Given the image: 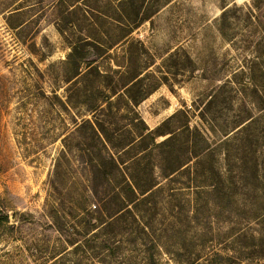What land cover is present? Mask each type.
<instances>
[{"label":"rangeland","instance_id":"374dc122","mask_svg":"<svg viewBox=\"0 0 264 264\" xmlns=\"http://www.w3.org/2000/svg\"><path fill=\"white\" fill-rule=\"evenodd\" d=\"M73 43L108 78L72 79ZM94 87L119 91L113 143L135 140L108 180L78 129L101 118ZM135 115L173 141L144 150ZM193 136L205 149L165 177ZM0 212V264H264V0H0Z\"/></svg>","mask_w":264,"mask_h":264},{"label":"trees","instance_id":"16d2710c","mask_svg":"<svg viewBox=\"0 0 264 264\" xmlns=\"http://www.w3.org/2000/svg\"><path fill=\"white\" fill-rule=\"evenodd\" d=\"M148 19L149 17L143 16L137 21L136 24L139 25ZM70 20L71 19L68 14H66L65 17L63 18V21H64L63 26L67 30H69V27L72 25ZM70 45L72 46L71 47L72 50L68 55L67 61L69 65L71 66L69 67V70L71 71L70 73H71L72 79L80 75V71H79L80 62H83L86 65L87 70L84 72L85 76L87 75V77H92L94 80L99 78V80H97L96 82L100 81V78L106 77L104 76L99 65L97 64V60L101 57L102 53H100L101 51H99L100 49H98V46L96 44L73 43ZM110 70H111L110 72L113 74L112 77L118 76L119 74L118 71H116L115 69H110ZM140 75H141V72H138L137 74L130 76V80L126 84H124L121 89L125 92V96L127 95L129 101L135 104L138 102V100L135 98L134 95H130V91H132V89L136 85H138L140 82H142L141 77H139ZM106 78H108V76ZM109 78L111 79V77ZM94 90H95L96 96L94 98H93V95L90 97H87L88 99H85L83 102L89 108V111L93 113V115L100 114L101 118L97 119V117H95L94 119L95 121L86 120L81 125L78 126V129L88 127V129L90 130L94 138L98 140L99 143H101V146L106 152L107 156L103 155V156L97 157L94 167H96L101 173H103L105 175V179L108 180V175H110L111 171L105 170L106 161L111 164L112 168L115 171H118L119 166L123 164L121 157L118 155V150H122L127 146H131L135 142V140L124 141L120 145H116L115 143H113V136L109 134L106 124L112 123V119H115V114L112 111L113 102L111 98L115 95L119 96L120 95L118 94L119 91L112 92V94L110 95V94H107L101 91V88L99 90L98 87H94ZM147 93L148 91H145L143 95L146 96ZM54 98L58 100L60 105L64 106L66 104V101L63 102L61 99H59L55 95H54ZM90 98H92V100ZM68 102H70V99H67V103ZM246 118L247 117H245V119L243 120L242 119L238 120L234 124L233 129H237L242 124H244L246 122ZM131 122H132V125L137 130V139L140 144H143L144 150L146 148L162 149L166 147L168 144H170V142H172L174 139V137L170 135L173 132L171 131L166 132L164 131V129L160 127L157 128L154 132L149 131L148 127L137 115H135V117L133 116ZM185 128L189 134H192L193 132H197L195 130L194 131L190 130L188 126ZM167 134H169L170 136L163 139L162 141L158 143L156 142V137H165ZM195 136H193V139L189 141H188V138L186 139L184 153H182V156L184 158L182 159L183 161H181L180 163L172 167H168V165L166 164L165 168H168V172L162 169V174L165 177L173 174L177 170L188 165V163L191 161L190 158H198L200 152L205 149V147L199 148V145L197 141L195 140L196 138ZM111 150H113V153H110ZM125 185L128 186L130 190L134 192L137 191L141 196H143L148 191H150L153 186L151 185V183H148L146 186L145 185L143 186L137 183L136 181H133L131 183L133 188L128 183H125ZM6 222H7V215L0 212V225ZM89 224H90V221H89Z\"/></svg>","mask_w":264,"mask_h":264}]
</instances>
